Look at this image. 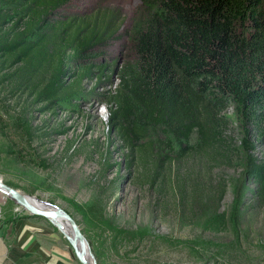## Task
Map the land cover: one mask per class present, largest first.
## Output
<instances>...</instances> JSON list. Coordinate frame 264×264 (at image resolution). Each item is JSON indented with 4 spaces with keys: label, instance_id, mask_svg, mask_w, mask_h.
<instances>
[{
    "label": "trees",
    "instance_id": "trees-1",
    "mask_svg": "<svg viewBox=\"0 0 264 264\" xmlns=\"http://www.w3.org/2000/svg\"><path fill=\"white\" fill-rule=\"evenodd\" d=\"M72 1L0 0L1 92H28L47 106L59 102L93 67L101 74L108 67L87 64L74 80L69 63L80 65L86 55L124 38L128 54L107 100L108 131L127 149L128 168L141 166L138 179L148 196L155 194L153 205L171 202L163 209L173 205L182 218L235 226L236 212L228 217L219 211L227 184L216 172L228 168L255 181L257 202L264 205V0H140L127 21L110 4L71 11ZM27 111L9 120L0 114V133L13 129L30 139ZM238 121L251 124L241 125L240 145L231 133ZM85 213L103 217L102 199ZM223 246L199 240L190 250ZM153 264L165 263L155 258Z\"/></svg>",
    "mask_w": 264,
    "mask_h": 264
},
{
    "label": "rangeland",
    "instance_id": "rangeland-1",
    "mask_svg": "<svg viewBox=\"0 0 264 264\" xmlns=\"http://www.w3.org/2000/svg\"><path fill=\"white\" fill-rule=\"evenodd\" d=\"M95 3L119 9L127 21L140 0H73L67 9L83 11ZM127 44L122 38L101 53L86 55L80 65L69 63L68 74L75 76L74 80L87 64L108 67L102 74L93 67L92 74L78 83L73 94L49 107L34 102L28 92L10 97L0 90V114H4V119L9 120L24 108L32 126V137L26 141L13 129L6 136L0 133V179L3 183L11 182V187L25 195L68 212L99 264H153L155 258L165 264H198L199 257L200 261L212 259L207 264H264V205L257 202L254 193L257 184L251 178L243 181L240 168L216 172L227 184L219 211L228 217L236 212L235 226L230 221L217 226L198 221L199 217L182 218L173 205L163 209L171 202L153 205L150 200L155 194L148 196L145 183L138 179L141 166L134 164L128 168L123 159L127 149L114 131H108L107 103L118 80V69L128 54ZM232 111L228 109L229 114ZM240 122L232 123L231 133L237 145L244 127L251 128V124L245 126ZM257 148L255 155L259 157L261 148ZM236 196L239 202L234 200ZM94 199H102L106 209L103 217L90 218L89 213L84 214ZM26 213L0 190V226L23 218ZM29 219L50 227L73 257L72 249L54 223L42 217ZM121 230L135 232L136 236ZM199 240L206 243L214 240L228 246L219 248L220 251L208 248L200 254L192 253L190 246ZM219 252L221 257L216 255Z\"/></svg>",
    "mask_w": 264,
    "mask_h": 264
},
{
    "label": "crops",
    "instance_id": "crops-1",
    "mask_svg": "<svg viewBox=\"0 0 264 264\" xmlns=\"http://www.w3.org/2000/svg\"><path fill=\"white\" fill-rule=\"evenodd\" d=\"M0 264H78L45 223L25 216L0 226Z\"/></svg>",
    "mask_w": 264,
    "mask_h": 264
},
{
    "label": "water",
    "instance_id": "water-1",
    "mask_svg": "<svg viewBox=\"0 0 264 264\" xmlns=\"http://www.w3.org/2000/svg\"><path fill=\"white\" fill-rule=\"evenodd\" d=\"M0 190L5 192L14 202L20 205L23 209L27 211L24 215L27 218H46L47 220L54 223L57 229L61 232L64 236L66 241L68 242L72 252L75 256V259L80 264H98L90 244L88 240L84 237L83 233L77 222L74 218L65 210L61 209L60 207L51 205L50 203H46L47 205L53 207L52 210H41L35 208L31 205L28 200L27 196L21 193L18 189L13 188L5 183L2 182L0 179ZM59 215L61 219L66 220L69 227L71 228L72 235L70 236L69 233L65 232L62 228L60 223L54 222L55 216Z\"/></svg>",
    "mask_w": 264,
    "mask_h": 264
},
{
    "label": "bare ground",
    "instance_id": "bare-ground-1",
    "mask_svg": "<svg viewBox=\"0 0 264 264\" xmlns=\"http://www.w3.org/2000/svg\"><path fill=\"white\" fill-rule=\"evenodd\" d=\"M26 196H27L28 202L37 209H41V210H52V209H54L53 207L47 205L46 202H44V201H41L35 197H30L29 195H26ZM54 222L60 223L61 228L65 232L69 233L70 236L72 235L71 228L69 227L66 220L61 219L60 216L57 215V216H55Z\"/></svg>",
    "mask_w": 264,
    "mask_h": 264
}]
</instances>
